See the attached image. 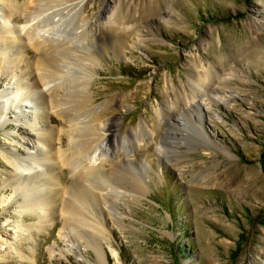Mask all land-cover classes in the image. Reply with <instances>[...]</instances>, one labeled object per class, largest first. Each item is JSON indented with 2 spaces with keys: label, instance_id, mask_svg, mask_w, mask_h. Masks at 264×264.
I'll use <instances>...</instances> for the list:
<instances>
[{
  "label": "rangeland",
  "instance_id": "374dc122",
  "mask_svg": "<svg viewBox=\"0 0 264 264\" xmlns=\"http://www.w3.org/2000/svg\"><path fill=\"white\" fill-rule=\"evenodd\" d=\"M16 1L22 7L27 0ZM83 3L88 23L83 34L100 39L92 45L97 56L91 68L96 72L88 90L94 96L92 102L101 104L102 120H108L109 126L102 130L106 141L116 143V135L130 134L143 123L155 130L150 139L134 143L130 158L122 148L116 155L119 164L133 162L132 179L144 180L145 191L119 193V213L101 212L96 205L98 216L89 213L88 220L98 229L87 228L86 234L74 230L64 235L59 215L45 220L25 210L21 218L20 195L3 186L11 159L4 150L17 147L24 156L27 149L20 142L29 138L36 143L37 131L53 129L54 151H64L69 138L62 131L68 124L47 112L41 100L39 109L50 119L31 115L14 120L15 107L3 108L0 264H264V0ZM113 12L121 15L127 28L106 27L107 20L99 19ZM74 31L67 28L61 35L45 37L76 39ZM118 36L127 38V43L116 52L112 40ZM21 38L26 39L24 32ZM79 42L73 43L78 46ZM21 46L23 59L34 62L38 55L28 40L18 42ZM14 56L6 53V58ZM8 60V65L0 61V89L12 87L8 83L15 81L12 75L17 76L18 70L30 71L18 56L16 61ZM70 69L75 78L78 69ZM204 70L211 71L209 84L219 89L221 101L209 97L207 104L200 100L185 105L177 121L178 111L168 110L165 102L182 86L190 89ZM34 79L31 72L25 82L31 86ZM74 87L66 90L78 89ZM11 90L15 106L32 99L20 83ZM73 99L63 107L74 111L81 103L80 97ZM160 142L165 144L162 151L156 149ZM144 160L146 166L141 163ZM59 167L61 172L55 170L59 183L66 184L71 168L62 163ZM15 223L27 231L15 237Z\"/></svg>",
  "mask_w": 264,
  "mask_h": 264
},
{
  "label": "bare ground",
  "instance_id": "6f19581e",
  "mask_svg": "<svg viewBox=\"0 0 264 264\" xmlns=\"http://www.w3.org/2000/svg\"><path fill=\"white\" fill-rule=\"evenodd\" d=\"M83 1L27 0L21 5L22 7H19L16 0H0V61L8 65L10 63L8 59L16 61L18 56L20 61L25 63L24 68H28L29 73L18 70L20 72L17 76L12 75L16 78L15 81L8 84L13 87L14 84L19 85L20 83L21 88L32 94L31 100L20 104V106H15L12 87L5 86L0 89V111L3 108L8 111V109H14L15 107L14 120L27 119L31 115L37 119L45 115L50 119L51 117L47 115V112H53L56 116L65 118L68 126L64 128L62 133L69 138L67 149L64 151L56 149L54 151L53 133L55 131L53 129L37 131L35 135L36 143L29 138L20 142L27 149L23 153L24 156L19 154L22 152L17 147L15 149H3L9 156L11 155V159H8L5 168L3 186L4 188L8 187L16 195H20V205L17 212H19L21 218L22 214L28 210L31 211V214L34 212L37 217L39 216V218L45 220H50L55 215H59L63 219L62 232L63 234L66 232V235L74 230L86 234L87 228L88 230L97 231L98 228H94L95 226L93 227L91 221L88 220L89 213L98 216L96 205L101 212L105 210V213L109 214H112L113 211L119 213L118 209L121 208L119 193L137 191L140 194L145 191L144 180L139 177L136 180L135 178L132 179L131 172H135V167H131L133 162L125 160L119 164L117 161L120 158L116 155L122 148L125 150V157H129L134 143L150 139L155 134V130L148 128L143 123L139 125L138 130L130 134L125 136L116 135V137H119L116 143L106 141V135L102 130L109 126L108 120H102L101 104L96 105L92 102L94 96L88 90L92 76L96 72L91 68V64H96L94 58L97 56L93 53V47L98 44L100 39L92 37L88 39V36L83 34V31H85L83 27L88 24L87 19L83 18V8L85 6ZM88 1L90 0H86V2ZM119 15L118 12H113L110 16H101L99 19L101 21L107 20L106 27L111 28L112 25L117 24L118 28H127L128 26L123 24L124 21L122 23L121 15ZM13 17H17V20L11 22ZM19 20L21 23L18 22ZM121 25L123 26L120 27ZM67 28L76 31V35H78L75 37L76 39L74 37L70 39L69 35L61 39L54 38L51 40L45 37L49 34L50 38L51 36L61 35ZM23 32L26 39L21 38ZM23 40H28L38 55L34 62L31 61V64L23 59L22 46L20 49L18 47V42ZM76 40L82 41L79 42L80 45L77 46V43H73ZM126 43L127 38L124 37L118 36L112 40V46L116 52L121 51ZM6 53L17 56L6 58ZM73 66L78 69L75 78L73 75L70 76L72 70L70 68ZM31 72H34L35 79L30 86L25 82V79ZM210 73L211 71L205 72L204 70V73L198 74L197 80L192 82L190 89L183 90L185 86H182L181 90L183 91H178L174 97L170 96L168 101L165 102L168 110L171 112L178 111L175 115L177 121H181L178 115L185 110V105L200 100L203 103L198 104H207L206 98L209 97L213 100L216 99V102L221 101L219 89L210 87ZM217 77H219V74H217ZM222 84V82H219V86ZM72 85L78 89L74 87L75 89H71L72 92L66 90L67 87L71 88ZM58 88H64L65 91H61V93ZM58 96L59 98H57ZM74 96H76V99L80 97L81 104L73 107L72 110L74 111H70V106L68 107L70 110L65 109L63 105L74 101ZM40 100L43 101L44 107L47 109L45 113L39 109ZM0 115L2 116V114ZM86 122H89V124L86 125ZM3 124L5 125L7 122L4 121ZM124 144L127 146H123ZM162 144L160 142L156 149L159 151L164 150L163 145L165 144ZM68 150H71L69 154ZM230 156L232 155L230 154ZM61 163L62 167L64 164L68 165L69 169L71 168L64 182L66 184H60V175L55 173L57 168L60 171L59 165ZM105 163H110V166L108 165L109 167L106 168ZM141 163L146 166L147 162L144 160ZM90 186L95 190H92ZM41 187H43L42 194L44 195H39ZM119 187H123V189L119 191ZM103 191H105V194ZM101 204H106L107 208L104 209ZM96 227L98 226L96 225ZM12 228L15 237L20 235L21 232L27 231V228L16 223L12 225ZM97 251L98 249H95L96 253Z\"/></svg>",
  "mask_w": 264,
  "mask_h": 264
}]
</instances>
